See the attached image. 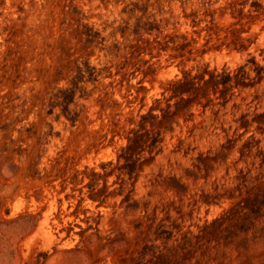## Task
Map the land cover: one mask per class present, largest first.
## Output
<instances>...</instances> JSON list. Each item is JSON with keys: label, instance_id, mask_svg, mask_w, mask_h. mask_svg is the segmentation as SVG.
I'll return each instance as SVG.
<instances>
[{"label": "rangeland", "instance_id": "1", "mask_svg": "<svg viewBox=\"0 0 264 264\" xmlns=\"http://www.w3.org/2000/svg\"><path fill=\"white\" fill-rule=\"evenodd\" d=\"M263 193L264 0H0V264H264Z\"/></svg>", "mask_w": 264, "mask_h": 264}, {"label": "trees", "instance_id": "2", "mask_svg": "<svg viewBox=\"0 0 264 264\" xmlns=\"http://www.w3.org/2000/svg\"><path fill=\"white\" fill-rule=\"evenodd\" d=\"M102 1V0H101ZM121 33L124 32V29L120 28L118 29ZM156 31L157 33H161V28L160 26L153 22L147 21L144 23H140L138 21L133 30V34H138L140 32L151 34L152 32ZM81 35L83 37V44L85 47H99L100 49H103L104 41L105 38L101 36L100 32L93 29V27L88 26L87 24L82 25L81 29ZM242 66L241 68H243ZM262 67L258 66L257 67V72L259 73ZM99 76V73L97 69L94 66L89 65V63L85 62L84 63V69L77 67L76 70V75L70 80L69 85L67 87H62L57 89L49 98L48 101V114H51L55 108H58L60 111V114H62L71 124H74L78 118L80 111H77L75 109H71V105H75V99H76V94L77 92L79 93L80 98H87L88 96V90L86 87L83 85L84 82H95L97 81V78ZM195 78V76L193 77ZM232 79V75L230 71H223L220 74L216 75V83L221 86H226L230 83ZM145 115H141L140 117V123H144L146 120ZM157 142V137H154L150 144L149 147L152 149ZM138 158L134 160H130L129 162L124 163L122 166H120V169H123L125 173L131 177L133 174L135 167H136V161ZM102 167H105V164L102 165ZM99 173L97 172H92V182L93 184L90 186L92 189L94 188V185L96 181L99 178ZM173 188L177 189L180 192H183L185 190V187L183 184L179 183L178 181H174L171 185ZM264 204V193L262 195V198L259 200L258 204L256 207L252 209V212L258 213L260 210V207ZM127 207L134 208L135 202H132L127 205ZM171 232L161 229L157 237L159 239H162L164 243L170 240L171 238ZM151 249L149 246H144L141 250L140 256L141 258H144L148 254H150Z\"/></svg>", "mask_w": 264, "mask_h": 264}]
</instances>
